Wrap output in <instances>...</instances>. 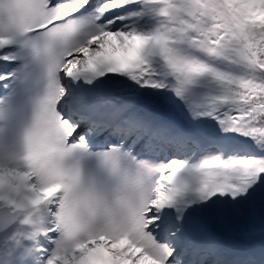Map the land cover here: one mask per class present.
<instances>
[{"label":"snow or ice","instance_id":"6c2138e0","mask_svg":"<svg viewBox=\"0 0 264 264\" xmlns=\"http://www.w3.org/2000/svg\"><path fill=\"white\" fill-rule=\"evenodd\" d=\"M264 0H0V264H264Z\"/></svg>","mask_w":264,"mask_h":264},{"label":"rangeland","instance_id":"374dc122","mask_svg":"<svg viewBox=\"0 0 264 264\" xmlns=\"http://www.w3.org/2000/svg\"><path fill=\"white\" fill-rule=\"evenodd\" d=\"M259 218V216H257L256 217V219H258ZM255 219V220H256ZM245 224H247V225H250L251 227H256V225L254 224V221H249V220H247V219H241Z\"/></svg>","mask_w":264,"mask_h":264}]
</instances>
